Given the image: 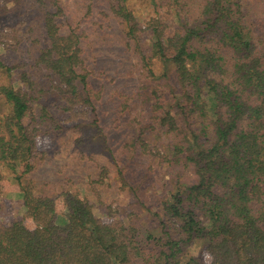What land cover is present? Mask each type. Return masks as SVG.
<instances>
[{
  "label": "trees",
  "instance_id": "trees-1",
  "mask_svg": "<svg viewBox=\"0 0 264 264\" xmlns=\"http://www.w3.org/2000/svg\"><path fill=\"white\" fill-rule=\"evenodd\" d=\"M65 1L0 0V194L24 207L0 218V264H264V0H77L76 22ZM108 39L145 73L148 122L127 144L156 156L160 177L143 189L115 163L130 207L98 216L106 189H75L55 159L68 125L99 127L113 66H96L92 44ZM46 162L60 175L47 194Z\"/></svg>",
  "mask_w": 264,
  "mask_h": 264
},
{
  "label": "rangeland",
  "instance_id": "rangeland-1",
  "mask_svg": "<svg viewBox=\"0 0 264 264\" xmlns=\"http://www.w3.org/2000/svg\"><path fill=\"white\" fill-rule=\"evenodd\" d=\"M76 4L77 0H70L65 10L66 16L69 15L73 17L75 22L86 13V11H81L80 5ZM26 7L27 8L25 10L23 9L24 11L21 15V20L33 22L34 20L32 19L34 17H39L37 15V11H34L33 8L28 9V6ZM89 21H85L83 25V29L87 32L88 37L94 33V29H90L88 27ZM106 45L108 46L104 47L102 42L92 44L98 52L99 57L103 59V61H100L99 57L95 55L94 60L96 61V66L102 67V63H106L110 67L113 66V69L110 71L111 75L109 79L105 80L107 81L106 88H108L105 93V98L108 100L106 99L107 101H104L105 105H107L106 109L99 110L98 116L101 118L98 122L99 127L96 128L91 125H87L84 130H81V133H76L75 129L72 128L73 123L68 125V128H66L68 133L65 134L66 138L63 141L62 154L58 155L55 159L63 160L62 165L64 166V171L73 172V179L76 181V183H74L75 189L79 188L82 190V193H85L87 185L84 183L90 184L91 180H98L99 182L90 184L92 194L97 192V188H99V190H101L100 188L106 189L100 199L102 204L97 203V201L91 202L94 207V212L98 216H101L102 212L107 213L111 211L114 213L118 208V204L124 205L126 208L130 207L127 205V203L130 202V198L126 199V196L124 197L121 190H118L119 184L115 182V163H127L128 178L132 179L133 182L135 181L137 183H141L143 189L153 181V178L160 177V171L157 170V157L153 154L147 153L141 155L131 154L128 150L127 144V142L131 141V139L127 138L129 128L137 126L138 122L140 120H144L146 117L145 109L141 106L143 99L137 96L135 91L136 88H140L145 85V73L143 72V69H138L136 59L130 58L127 54L126 61L122 54H118L119 51L117 50L115 43L112 44L111 40L108 39V43ZM134 49L130 51L131 54L138 56V50L136 47H134ZM115 54L118 55L114 58ZM122 67L125 71L122 75H117V71L120 72ZM99 69L100 68H98V70ZM159 70L160 69L154 71L156 72V75L159 73ZM114 80H116V83ZM154 81L155 80L150 79L151 83ZM117 84H120L119 88L123 89V91H115L117 89ZM126 85L128 86L127 88ZM112 98L116 100L113 103L119 104L118 107L112 105ZM123 103L127 105L130 103L132 104L131 106L133 111L131 109L132 112L130 111V114L129 110L121 109ZM128 122H130V127ZM143 122H148V120L145 119ZM52 158H55L54 155H52ZM45 166L47 168L43 170V174H46L45 178L50 175L48 178L49 183L44 185L42 182L41 187L47 194L53 189L58 188L57 186L60 184V175H52L53 171L56 170L53 169V164L50 165L46 162ZM110 166H112L113 169ZM103 169H107V174L102 172ZM101 172L102 175L100 176ZM38 180L39 179L36 181L40 182ZM79 181L83 182L82 185L78 183ZM64 185L66 186V183H64ZM150 192L151 191L142 193L140 191L142 201L146 202L147 205H151L154 200L151 199V201H149L148 196ZM89 196L91 197V195ZM142 201L139 202V204H135L138 205L136 210H139L138 214L140 216H144L146 214V210H144L141 206ZM151 208L156 210V205H151ZM23 212L24 207L20 192L16 190H9L0 194V218L4 222L12 220L15 216H21ZM194 249H196V247H194Z\"/></svg>",
  "mask_w": 264,
  "mask_h": 264
}]
</instances>
